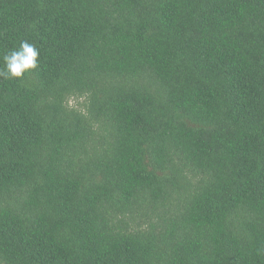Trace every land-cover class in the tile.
I'll return each instance as SVG.
<instances>
[{
    "label": "trees",
    "instance_id": "obj_1",
    "mask_svg": "<svg viewBox=\"0 0 264 264\" xmlns=\"http://www.w3.org/2000/svg\"><path fill=\"white\" fill-rule=\"evenodd\" d=\"M21 41L0 264H264V0H0Z\"/></svg>",
    "mask_w": 264,
    "mask_h": 264
},
{
    "label": "clouds",
    "instance_id": "obj_2",
    "mask_svg": "<svg viewBox=\"0 0 264 264\" xmlns=\"http://www.w3.org/2000/svg\"><path fill=\"white\" fill-rule=\"evenodd\" d=\"M39 49L28 41H21L18 49H12L3 56L0 77L23 80L27 74L39 67Z\"/></svg>",
    "mask_w": 264,
    "mask_h": 264
},
{
    "label": "rangeland",
    "instance_id": "obj_3",
    "mask_svg": "<svg viewBox=\"0 0 264 264\" xmlns=\"http://www.w3.org/2000/svg\"><path fill=\"white\" fill-rule=\"evenodd\" d=\"M81 101H84V98H79V97H73L72 98V101H71V104L72 105H76V104H78L79 102H81Z\"/></svg>",
    "mask_w": 264,
    "mask_h": 264
}]
</instances>
